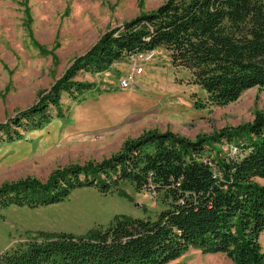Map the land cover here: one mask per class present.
Segmentation results:
<instances>
[{
  "label": "trees",
  "instance_id": "trees-1",
  "mask_svg": "<svg viewBox=\"0 0 264 264\" xmlns=\"http://www.w3.org/2000/svg\"><path fill=\"white\" fill-rule=\"evenodd\" d=\"M162 47L175 65L192 70L207 93L205 105L236 101L264 86V0H166L110 28L36 103L0 122V142L45 127L53 107L65 117L63 94L77 100L95 85L78 80L80 72L100 73L128 55ZM223 138L238 152L212 157L210 149L221 152L216 144ZM126 180L162 196L167 207L156 219L117 215L107 228L86 233L40 231L1 253L0 264H167L190 249L223 253L235 264H264V112L196 139L150 129L102 161L57 168L46 180L7 182L0 186V214L10 206L57 204L86 187L124 194Z\"/></svg>",
  "mask_w": 264,
  "mask_h": 264
},
{
  "label": "rangeland",
  "instance_id": "rangeland-1",
  "mask_svg": "<svg viewBox=\"0 0 264 264\" xmlns=\"http://www.w3.org/2000/svg\"><path fill=\"white\" fill-rule=\"evenodd\" d=\"M164 1L0 0V122L36 103L40 91L49 89L107 30ZM153 52L148 60L137 53L106 71L80 72L78 80L95 85L77 100L63 94L65 117H57L53 107L54 119L45 127L22 131L21 140L1 141L0 186L25 177L46 180L57 168L102 161L127 138L150 129L196 139L253 121L257 112H264V86H253L228 104L205 105L207 93L192 70L175 65L163 47ZM134 64L144 72L136 77L135 87L124 89L120 81ZM233 143L223 138L216 144L221 152L209 148V154H233ZM120 188L124 194L86 187L57 204L2 209L0 254L40 237V231L86 233L107 228L117 215L156 219L167 207L158 192L137 189L131 180ZM260 242L264 251V233ZM167 264L235 263L223 253L190 249Z\"/></svg>",
  "mask_w": 264,
  "mask_h": 264
},
{
  "label": "built area",
  "instance_id": "built-area-1",
  "mask_svg": "<svg viewBox=\"0 0 264 264\" xmlns=\"http://www.w3.org/2000/svg\"><path fill=\"white\" fill-rule=\"evenodd\" d=\"M150 52V51H147ZM137 54V53H136ZM141 57H143V53H138ZM154 54V52H150L147 54L144 59L148 60L151 58V56ZM144 72V67L140 66L138 64H134L131 68V70L121 79L120 86L124 89L132 88L136 86L135 79L138 75L142 74ZM233 154H236L238 152V148L234 146L232 148ZM218 175V172L215 171V176Z\"/></svg>",
  "mask_w": 264,
  "mask_h": 264
}]
</instances>
